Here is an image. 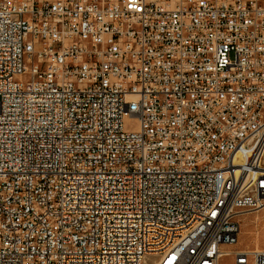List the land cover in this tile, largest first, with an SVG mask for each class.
Masks as SVG:
<instances>
[{
  "label": "built area",
  "instance_id": "built-area-1",
  "mask_svg": "<svg viewBox=\"0 0 264 264\" xmlns=\"http://www.w3.org/2000/svg\"><path fill=\"white\" fill-rule=\"evenodd\" d=\"M262 209L264 0H0V264H264Z\"/></svg>",
  "mask_w": 264,
  "mask_h": 264
},
{
  "label": "rangeland",
  "instance_id": "rangeland-1",
  "mask_svg": "<svg viewBox=\"0 0 264 264\" xmlns=\"http://www.w3.org/2000/svg\"><path fill=\"white\" fill-rule=\"evenodd\" d=\"M125 124L129 129L136 128L133 117L126 118ZM255 247L264 251V209L242 217L239 240L235 246L230 248L253 250ZM220 264H234L232 256L223 257Z\"/></svg>",
  "mask_w": 264,
  "mask_h": 264
},
{
  "label": "bare ground",
  "instance_id": "bare-ground-1",
  "mask_svg": "<svg viewBox=\"0 0 264 264\" xmlns=\"http://www.w3.org/2000/svg\"><path fill=\"white\" fill-rule=\"evenodd\" d=\"M253 236V235H252ZM255 250H258V247H255Z\"/></svg>",
  "mask_w": 264,
  "mask_h": 264
}]
</instances>
